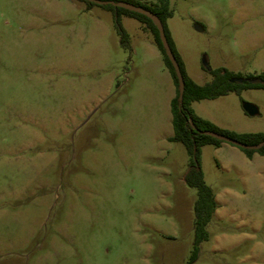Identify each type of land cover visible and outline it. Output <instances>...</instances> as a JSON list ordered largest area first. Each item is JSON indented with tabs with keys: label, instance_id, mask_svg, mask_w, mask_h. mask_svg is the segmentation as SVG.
I'll list each match as a JSON object with an SVG mask.
<instances>
[{
	"label": "rangeland",
	"instance_id": "obj_1",
	"mask_svg": "<svg viewBox=\"0 0 264 264\" xmlns=\"http://www.w3.org/2000/svg\"><path fill=\"white\" fill-rule=\"evenodd\" d=\"M163 1L197 84L219 69L229 81L264 74V0ZM135 2L161 10L159 0ZM119 22L126 45L100 5L0 0V264L191 262L198 194L185 182L187 149L169 141L175 86L147 24ZM232 88L192 111L237 134L264 133V88ZM199 167L222 215L193 264H264V157L207 145Z\"/></svg>",
	"mask_w": 264,
	"mask_h": 264
},
{
	"label": "trees",
	"instance_id": "obj_2",
	"mask_svg": "<svg viewBox=\"0 0 264 264\" xmlns=\"http://www.w3.org/2000/svg\"><path fill=\"white\" fill-rule=\"evenodd\" d=\"M76 1L84 2L88 9L98 5L90 0ZM101 1H105L106 3L100 6L111 10L114 13L116 24L121 34V43L123 45H126L127 35L123 31L119 22L120 17L122 15H129L138 18L147 24V27L151 30L154 35L153 43L160 51L163 57L164 65L173 79L176 88V94L171 101L173 136L169 139V141L181 143L187 149L191 157V161L190 169L185 177V182L189 187L196 189L198 194L197 200L194 205V249L191 262L189 263L193 264L197 260L200 245L209 239L208 226L213 219V214L216 209L214 192L208 185L205 184L203 172L199 167L200 150L203 146L212 145L215 147H219L222 143H224L220 140L214 139L213 137L204 135L203 132L212 131L218 134H222L247 146L257 145L259 143L264 142V133L237 134L235 132L219 128L214 123L197 116L192 111L191 104L194 102H198L201 100H213L218 97L225 96L231 91H234V89L232 88V82L229 81L233 76H229V73L225 69H219L216 72H213L212 81L204 85H199L185 73L183 61L180 55L177 53L172 40L170 39L169 32L165 24V20L172 16V11L169 10L168 3H165L163 0H159L161 2L159 3V6H161V10L159 9V12L158 10L149 8L147 6H142L138 2H135V0ZM119 2L131 3L135 6L143 7L153 12L161 19L170 48L180 66L185 81V91L182 103L179 99L178 78L176 76L174 67L172 66L163 47L158 29L148 17L132 11L118 8L116 4ZM225 79L227 81L226 83L229 84H224ZM250 79L264 80V74L257 78ZM245 84L250 87L264 88V84ZM238 148L243 151L249 159H251L255 153L264 157V146L258 150L245 149L241 147Z\"/></svg>",
	"mask_w": 264,
	"mask_h": 264
},
{
	"label": "water",
	"instance_id": "obj_3",
	"mask_svg": "<svg viewBox=\"0 0 264 264\" xmlns=\"http://www.w3.org/2000/svg\"><path fill=\"white\" fill-rule=\"evenodd\" d=\"M98 5H103L106 2L105 1H101V0H90ZM116 6L118 8H122L128 11H132L141 15H144L146 17H148L156 26V28L158 29L159 35H160V39L162 41L163 47L166 51V54L172 64V66L174 67V70L176 72V76L178 78V83H179V99L180 102L182 103V99H183V95H184V91H185V81L180 69V66L170 48L169 42L167 40L166 34H165V30H164V26L163 23L161 21V19L154 14L153 12L140 7V6H135L131 3H126V2H119L116 4ZM196 30L198 31H202L203 28L200 25H196L195 26ZM207 67V64H204ZM231 82H237V83H252V84H264V80L263 79H240V78H233L231 80ZM243 109L246 113H248L251 116L257 115L258 114V109L257 107H255L254 105L251 104H244ZM204 135L206 136H210L213 137L214 139L220 140L224 143H229L232 144L236 147H241V148H245V149H252V150H258L260 148H262L264 146V142L259 143L257 145H252V146H247V145H243L241 143H239L238 141L227 137L225 135L222 134H218L212 131H205L203 132Z\"/></svg>",
	"mask_w": 264,
	"mask_h": 264
},
{
	"label": "crops",
	"instance_id": "obj_4",
	"mask_svg": "<svg viewBox=\"0 0 264 264\" xmlns=\"http://www.w3.org/2000/svg\"><path fill=\"white\" fill-rule=\"evenodd\" d=\"M152 46V48H154V47H156L155 45H154V43L151 45ZM157 48V47H156ZM158 49V48H157ZM154 50V49H153ZM152 52H154V51H152ZM160 52V51H159ZM166 68V67H165ZM167 70V69H166ZM168 71V70H167ZM170 74V73H169ZM171 76V75H170ZM169 83H172L173 84V86H175L174 85V82H173V79H172V77H171V79H169ZM209 83V82H208ZM175 94H176V92H175V87H171V98H170V110H171V101H172V99L175 97ZM217 126V125H216ZM219 127V126H218ZM220 128V127H219ZM221 129H223V128H221ZM224 130H228V129H224ZM228 131H230V130H228ZM171 138V137H170ZM169 138V139H170ZM225 146V143H222L219 147H215V148H219V149H222L223 147ZM254 158V155H253V157L251 158V159H253ZM189 169H190V166H189ZM189 171V170H188ZM188 173V172H187ZM214 196H215V203H216V209H215V212H214V214H213V217H216V218H219V217H221V215H222V213H220V210H221V206H222V204L220 203V201H219V197H222L221 195H219V196H217V195H215L214 194ZM213 220V219H212Z\"/></svg>",
	"mask_w": 264,
	"mask_h": 264
}]
</instances>
